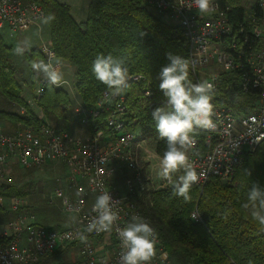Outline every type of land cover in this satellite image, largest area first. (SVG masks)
<instances>
[{"label": "built area", "instance_id": "2783aa9c", "mask_svg": "<svg viewBox=\"0 0 264 264\" xmlns=\"http://www.w3.org/2000/svg\"><path fill=\"white\" fill-rule=\"evenodd\" d=\"M144 3L171 24L181 27L195 84L207 81L215 89L219 72H206L212 65L225 72L238 70L241 88L257 93L252 111L239 115L211 99L213 127L194 128L204 133V142L209 147L199 151V138L191 135L193 143L186 152L199 177L192 186L200 187L210 177L231 182L246 155L264 141V0H258L259 16L251 15L247 33L242 25L237 30L233 28L228 21V8L222 7L220 0H212L210 10L205 13L187 8L189 0H144ZM43 18L44 8L36 1L0 0V33L5 30L13 36L38 26ZM38 50L43 62L50 58L57 62L49 41L43 40ZM141 79V75L129 76L131 81ZM45 81L41 78L43 85ZM108 92L104 90L100 102L93 107L80 103L75 108L81 125L90 128L83 135L48 122L25 125L12 132L0 126V188L13 184L10 174L14 166L32 169L61 162L65 166L61 180L72 193H67L57 178V187L47 200L52 204L59 201L61 210L74 217V222L66 228L39 224L32 216L20 213L25 206L22 196L0 194V264H39L71 243L79 246L82 264H119L121 244L116 226L124 227L133 215L142 217L139 201L149 197L151 191L172 186L162 177L156 187L153 185L147 171L156 159L160 168L162 157L139 130H126L125 94L108 103L105 99ZM144 94L150 92L146 90ZM121 171L124 174L120 178ZM102 192H109L118 200L114 209L118 220L111 231L88 233L87 225L97 215L93 205ZM2 210L11 216L2 219ZM193 215L198 213L193 211ZM77 233L85 238L81 239ZM99 236L109 242L110 252L99 251ZM148 264H172L158 235L155 255Z\"/></svg>", "mask_w": 264, "mask_h": 264}, {"label": "trees", "instance_id": "16d2710c", "mask_svg": "<svg viewBox=\"0 0 264 264\" xmlns=\"http://www.w3.org/2000/svg\"><path fill=\"white\" fill-rule=\"evenodd\" d=\"M32 1L42 5L44 17L55 16V20L45 23L50 43L58 60L75 67L74 88L81 104L93 107L100 102L102 92L109 90L92 72V63L99 54L123 59L129 76H143L139 81L128 80L123 92L128 108L126 130H139L144 137L152 139L156 154L162 157L167 144L156 131L151 112L166 103L159 90V73L170 63L168 53L188 60V80L195 84L181 27L161 21L146 7L144 0H89L83 22L73 18L66 3ZM220 4L228 8V21L235 30L242 25L247 33L251 15L259 16L257 4L249 9L240 0H220ZM9 49L0 34V97L24 111L0 109V119L38 125L40 119L20 96L21 88L15 77L17 69L10 62ZM36 51L33 48L27 53L28 63L33 61ZM44 84L37 105L47 115L52 112L55 124L51 125L60 127L59 116L70 107L68 94L47 81ZM146 90L150 95L144 94ZM212 100L239 115L252 111L257 93L241 88L238 70H221ZM84 127L89 132L90 128ZM191 135L199 138V151L209 147L203 132L193 130ZM253 184L264 187V141L246 155L231 182L210 177L202 187L190 188L188 201L174 196L173 186L153 190L149 197L139 201L141 216L155 229L172 264H264V226L253 219L251 206L243 207L248 203V191ZM29 191L27 185L0 188V194L5 196H25ZM193 211L198 213L199 220L192 219Z\"/></svg>", "mask_w": 264, "mask_h": 264}, {"label": "clouds", "instance_id": "9594fccd", "mask_svg": "<svg viewBox=\"0 0 264 264\" xmlns=\"http://www.w3.org/2000/svg\"><path fill=\"white\" fill-rule=\"evenodd\" d=\"M212 0H189L187 8H195L201 13L208 12ZM55 20L53 14L43 18L44 23ZM31 47L29 40L20 41L14 48L17 56H23ZM170 61L159 73V90L166 101L162 106L152 110V119L156 131L161 139L166 140V150L160 160L159 176L173 186V195L190 199L189 190L199 179L197 171L189 163L186 154L192 145L191 133L194 128H211L213 121V105L211 104L214 85L207 81L193 84L188 80V60L171 53L167 54ZM31 68L38 79L41 75L51 86L60 87L63 81V72L59 62L49 59L47 62H33ZM92 72L96 79L103 83L109 92L106 101L121 95L128 86L129 68L125 61L111 54H99L92 63ZM259 142V140H257ZM180 169L184 174L173 179V174ZM250 175V173H248ZM248 203L243 207L251 206L253 219L264 226V187L253 184L248 191ZM67 203V201H65ZM118 200L112 198L109 192H102L96 197L93 211L97 213L87 225L86 231L91 233L111 231L118 215L114 211ZM199 216V215H198ZM193 215L192 219H196ZM116 232L121 244L119 264H148L155 255L156 231L150 224L138 215H133L124 227L116 226ZM71 237V233L66 234ZM84 239L83 234L77 233ZM166 256V254H165Z\"/></svg>", "mask_w": 264, "mask_h": 264}, {"label": "rangeland", "instance_id": "374dc122", "mask_svg": "<svg viewBox=\"0 0 264 264\" xmlns=\"http://www.w3.org/2000/svg\"><path fill=\"white\" fill-rule=\"evenodd\" d=\"M61 3H66L70 6V13L76 21H85L88 14V3L89 0H57ZM241 4L249 9L251 5L257 4L258 0H240ZM149 10L154 13L161 21L166 24H171L164 16L155 12V10L149 8ZM5 41V43L9 46L8 57L10 62L16 66L17 73L15 75L16 80L21 88L20 96L24 102L30 106L31 110L35 113V115L40 119L41 122H48L50 124H55L51 118H55L52 112L46 113L42 108L37 105V100L40 99L43 95L44 86L41 83V78L43 79V75H41L38 79H33V76L36 73L33 72L31 68V64L33 62L43 61L42 55L38 50L39 44L43 41H49V31L46 24L43 20L40 21L39 26L31 27L25 31H18L13 36H9L7 32L4 30L0 33ZM29 40L31 43V47L25 52L23 56H17L14 53V48L16 44L20 41ZM33 48H36V55L33 58L31 63H28L27 53H29ZM59 60L57 59V62ZM61 62V61H60ZM62 72H63V83L60 87L65 90L68 94V99L70 101V107L64 111V113L59 116V126L68 130L73 134H86L87 129L81 125L78 117V113L75 108L78 104H80V98L75 91V67L73 65H68L61 63L59 64ZM211 71H221L216 66H210L206 69V72L209 73ZM45 79V78H44ZM2 102L0 103V109L4 111H12L15 113L20 112L23 108H20L17 104L10 102L7 99L0 97ZM24 111V109H23ZM51 119V120H50ZM7 125L6 128L0 124V126L6 132H12L22 128L27 125L21 121L12 122L9 119L5 120ZM1 123V122H0ZM39 123V124H40ZM147 142L154 147V142L152 139L146 138ZM159 159L153 160L152 165L148 168V175L152 179L153 185L156 187L157 183L161 180L159 176L160 168L158 167ZM65 173V166L61 162H49L41 167L32 168V169H22L18 167H12L11 177L14 186L27 185L29 187V192L27 195L22 196L25 201V206L20 209L21 214H25L27 216H32L33 220L36 223L50 225L55 228H61L68 224L69 216L64 213L61 208L59 201L56 204L49 203L47 200L48 195L54 192V189L57 187V178L60 179V184L66 188L67 193H72V191L67 187V184L63 182V176ZM124 174L123 171L120 172V178ZM184 174V170L180 169L177 173H175V179L180 175ZM203 186V185H202ZM200 186V187H202ZM15 195V194H11ZM8 195V196H11ZM19 196V195H18ZM2 219L11 216V213H8L5 210H2ZM64 251H55L53 254L49 255L50 257L46 258L42 264H72L71 260L66 259L63 255Z\"/></svg>", "mask_w": 264, "mask_h": 264}, {"label": "crops", "instance_id": "0c3cea01", "mask_svg": "<svg viewBox=\"0 0 264 264\" xmlns=\"http://www.w3.org/2000/svg\"><path fill=\"white\" fill-rule=\"evenodd\" d=\"M247 8V7H246ZM77 22H82L81 21H77ZM39 26V25H38ZM35 28L37 26H34ZM59 64L61 63H66L68 65H70L69 63L67 62H64V61H61L60 60L58 61ZM2 102V100H0V103ZM21 113L23 112V109L20 111ZM6 119H0V124L3 125V127L6 128ZM120 178L117 177V180H119ZM90 201L92 202L93 199H90ZM74 222V217L73 216H69V221H68V224L64 227H61V228H66V227H69L72 223ZM97 245H98V249L99 251H101L102 253H108L111 251V246L109 245V242L103 237V236H99L98 239H97ZM57 251H64L65 255L64 257L66 259H69L71 260L72 264H82L80 262V255H79V246L76 244V243H71L69 245H67L64 249H61V250H57ZM50 256H47L45 257L39 264H42V262L48 258Z\"/></svg>", "mask_w": 264, "mask_h": 264}]
</instances>
